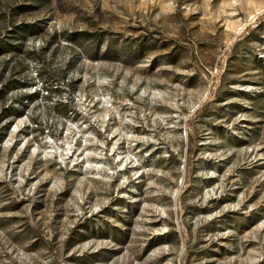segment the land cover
<instances>
[{
    "label": "rangeland",
    "instance_id": "374dc122",
    "mask_svg": "<svg viewBox=\"0 0 264 264\" xmlns=\"http://www.w3.org/2000/svg\"><path fill=\"white\" fill-rule=\"evenodd\" d=\"M0 264H264V0H0Z\"/></svg>",
    "mask_w": 264,
    "mask_h": 264
}]
</instances>
